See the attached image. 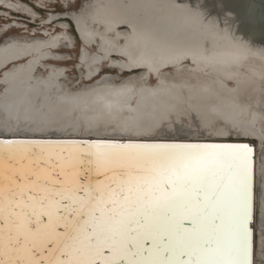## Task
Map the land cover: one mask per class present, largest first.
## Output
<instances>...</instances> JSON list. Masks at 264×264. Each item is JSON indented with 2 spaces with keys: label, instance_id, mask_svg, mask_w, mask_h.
Here are the masks:
<instances>
[{
  "label": "snow or ice",
  "instance_id": "snow-or-ice-1",
  "mask_svg": "<svg viewBox=\"0 0 264 264\" xmlns=\"http://www.w3.org/2000/svg\"><path fill=\"white\" fill-rule=\"evenodd\" d=\"M251 152L0 140V264H255Z\"/></svg>",
  "mask_w": 264,
  "mask_h": 264
},
{
  "label": "bare ground",
  "instance_id": "bare-ground-1",
  "mask_svg": "<svg viewBox=\"0 0 264 264\" xmlns=\"http://www.w3.org/2000/svg\"><path fill=\"white\" fill-rule=\"evenodd\" d=\"M17 10L28 12L25 8ZM186 10L153 9L148 16V9H140L141 14L137 18L132 11L130 14H109V20L122 21L120 27L126 30L124 36L129 40L135 42L145 38L150 41L143 43L144 48L136 53L141 54L132 60L139 65L133 70L143 71L121 81H117V76H102L96 80L90 77L92 72L86 67L85 82L92 84L77 89L59 83L64 69L43 64L64 58L50 51L59 47L69 48L73 39L68 33L45 31L46 38L5 40L0 45V134L17 138L74 136L80 139L84 136L87 139L127 137L169 141L175 138L181 141L239 138L244 129H250L260 144L259 154L255 148L254 206L257 207L258 186L262 212L259 227L264 229V44L254 43V34L244 36L235 27L221 28V31L212 28L210 23L197 16L198 9H188L192 12L190 17ZM59 26L66 28L64 24ZM141 27L146 29L140 32ZM152 28L158 29V33H153ZM207 41L209 44L205 43ZM164 57H174L172 60L177 61L175 68L155 73L156 79L149 75L147 84H143L147 64ZM258 58L260 60H256ZM22 60L25 62L19 64ZM140 60L148 63H138ZM214 66L217 68L212 71ZM38 69L47 75L37 76ZM230 70L234 78L227 76ZM153 79L154 84H151ZM157 81L166 86L159 87ZM176 85H182L175 92L179 91L183 98L175 103L170 90ZM199 93L212 96L224 107L214 109L210 103L206 105H210L207 112L211 110V115L219 117L217 122L206 133L184 129L182 134L168 135L175 130L171 125H179L181 120H185L182 119L183 112L200 111V98L195 97ZM232 112L245 120L238 125L228 121L229 118H223ZM256 214L252 226L254 261L259 260L255 264H261L259 258L264 257V240H260L256 252Z\"/></svg>",
  "mask_w": 264,
  "mask_h": 264
},
{
  "label": "flooded vegetation",
  "instance_id": "flooded-vegetation-1",
  "mask_svg": "<svg viewBox=\"0 0 264 264\" xmlns=\"http://www.w3.org/2000/svg\"><path fill=\"white\" fill-rule=\"evenodd\" d=\"M76 1L77 0H60L61 5L64 7V9L67 8L69 4H75ZM194 1L196 2V6L192 5L191 2H189L188 0H170V1L168 0H127V1L126 0H84L85 6L88 5L93 6L91 8L92 10H89V12L85 10L86 12H81V13L60 14L61 16L66 17L64 19H67V17L72 18L73 16L72 19H74L76 22H79L77 28L79 34L83 38V40L80 41L71 21L66 20L69 23L70 27L72 28L74 35H72L69 32L70 29L69 25L64 21H61L62 19L54 21L55 25L52 28L51 27L47 28V26H49L48 25L49 23H45L46 19H42L39 16V14L29 5L24 4L19 0H8V1L0 0V9H3L5 12H9L13 14L19 13L20 15H23L34 22L39 21V23L42 26L40 32H38L37 29L29 30L27 25L19 23L18 21L15 20L12 23H7L3 25V28L0 29V36L12 30L21 31L18 38H24V37L46 38L47 36L44 35L45 31L65 32L68 33L73 39V41L70 43L71 48L69 47L66 48L65 50L67 52L73 51L75 49V39L79 42L81 66L83 68L89 67V71L92 72V75L90 76L91 78L96 79L102 76L119 77V75H123V74H128L126 76L128 77V76L136 75L139 72L143 71V70H133L134 67H139V65L135 64L134 61L132 62V60L136 59L141 54V53L136 54L138 50L139 42L138 41L134 42L126 38L124 36L126 30L120 28V23H122V21L120 22V20H109L108 19L109 14H113V15H116L117 13L130 14L132 11L135 15L134 17L137 18L141 14V11H139L140 9L141 10L166 9V11L202 9L200 7L201 6L200 0H194ZM36 3H37L36 8L42 10V7H46V5L53 3V1L36 0ZM23 8L28 9V12L22 13L17 10ZM53 18L54 16L51 15L50 21ZM60 24L66 25V28L59 26ZM122 53H124L128 57L127 60L124 59L121 55H119ZM83 58H86L85 62L83 61ZM61 60H68L71 62L72 58L71 55L67 53L64 56V58ZM256 60H260V59L258 58ZM112 62H114L115 64ZM103 69L118 71L119 75L107 74V73L105 74L103 73ZM80 78H84L83 71Z\"/></svg>",
  "mask_w": 264,
  "mask_h": 264
},
{
  "label": "water",
  "instance_id": "water-1",
  "mask_svg": "<svg viewBox=\"0 0 264 264\" xmlns=\"http://www.w3.org/2000/svg\"><path fill=\"white\" fill-rule=\"evenodd\" d=\"M220 1L223 3H221L220 5L216 3V2L219 3ZM190 2L192 5L196 6V2L194 0H191ZM200 4H201L200 7L202 9L200 11L198 10L199 12L198 11L196 12V14L198 13L197 16L202 17L206 21L207 24L210 23L212 28H215L221 31L220 30L221 28L230 29L232 27H235L236 31L241 30L244 36L245 35L247 36L249 34H254L255 35L254 40H253L254 43H258V45L264 44V0H230V3H225V0H200ZM92 7H93L92 5H88V6L84 5V8L81 9L79 13L85 12L86 9H91ZM191 13L192 12H189L186 10V15L189 16ZM0 16L10 18L11 20L12 19H15L16 21L18 20L17 18L12 17L8 12H5V11H0ZM50 16L51 15L48 16L45 22V23H49L48 25H51L54 21H57L60 19L64 20V18H66L64 16H61L60 14L53 15L54 18L51 19L50 21ZM224 16H229L231 19H225L223 18ZM66 20L71 21L76 34L78 35L80 41H82L83 38L79 34L78 28H77V26L79 25V22H76L74 19L70 17H67ZM26 22L31 25L35 24L34 21L32 20L26 21ZM38 25L41 26L40 23ZM126 28L131 31L130 27H126ZM205 28L207 29V27ZM205 43L209 44L208 41ZM119 55H121L126 60L128 59V57L124 53L119 54ZM156 59L158 60L155 62L149 61V63L151 62V64H147L148 66L144 68L147 72V75L142 80L143 84L148 82L149 75H152L154 76L153 78H155V73H158L159 71L170 68V67L174 69L176 66L175 63H177V61L172 60V59L175 60L174 57H164V58H156ZM187 59L189 60L188 57ZM139 62H141V60L138 61V63ZM141 63L146 64L148 62L142 61ZM190 64H193V62L190 61ZM215 68L217 67L216 66L211 67V70L214 71ZM157 84L159 87L166 86L164 83L160 81H157ZM242 136L248 139H252L259 143V140L253 133H251L250 129L249 130L244 129ZM51 137L52 138L50 139L49 138L48 139L46 138H17L15 136H8V135L0 134V140H12L16 142H31V141L60 142V141H68V140H77V141L88 140L91 142V141L103 140V141H110V142H115V143H120V144H126V143H200V144H230V145L247 144L252 150L250 161L252 164V172H253V217L256 214L257 207L254 206V200H255L254 189H255V148L257 146L254 144V142L214 140V139H205V140L184 139V140L178 141V139H175V138L169 141H167L166 139L164 140L161 139L160 141L159 140L144 141L147 139L136 138L134 140L133 138H127V137H120V138L103 137L105 139H98V138L87 139L84 136L80 139H76L74 138V136H63V138H58L57 136H51ZM174 140H177V141H174ZM16 151L19 152V151H22V149H16ZM253 222H254V219H253ZM252 226H253V223L251 227ZM250 236H251V240L253 244L254 230L252 231V233H250Z\"/></svg>",
  "mask_w": 264,
  "mask_h": 264
},
{
  "label": "rangeland",
  "instance_id": "rangeland-1",
  "mask_svg": "<svg viewBox=\"0 0 264 264\" xmlns=\"http://www.w3.org/2000/svg\"><path fill=\"white\" fill-rule=\"evenodd\" d=\"M19 1L24 3V4L29 5L32 9H34L39 14V16L42 19H47L49 15H59V14H63V13H79L80 10L84 8L83 6H84V3H85L84 0H77L75 4H69L67 6V8L64 9V7L61 5L60 0H52L53 3L46 5V7H42V10H41V9L36 8V5H37L36 0H19ZM188 1L190 2L191 0H188ZM216 3L220 5L223 2L220 1L219 3L218 2H216ZM225 3H230V0H227V1L225 0ZM86 10H87V12H89V10H91V9H86ZM150 10H153V9H148V11H149L148 16L151 15L150 14L151 13ZM0 11H4V10L0 9ZM9 14L12 17L17 18L18 19L17 21L19 23L27 25L29 30L37 29L38 32H40V29L42 27L38 25L39 21H36V22H34L35 24L31 25V24H27V22H26V21H30L31 19H28L27 17H25L23 15H20L19 13H15V14L9 13ZM223 18L231 19L229 16H224ZM14 20L15 19L11 20L10 18H6V17H3V16H0V29L3 28V25H5L7 23H12V22H14ZM61 21H64V22H66L69 25V23L66 21V19L61 20ZM54 25H55V22L52 23L51 25L47 26V28H50V27L52 28ZM69 27H70V25H69ZM143 29H146V28L145 27H141L140 28V30H141L140 32H142ZM152 30L151 31L153 33L154 32L158 33V29L152 28ZM20 32L21 31L12 30V31H9L8 33H5V34L1 35L0 36V45L3 43V41L5 39L18 38ZM69 32L72 35H74V32H73L71 27L69 29ZM141 39H143V40H138V42H139L138 44L142 43V44L138 45V49L144 48L145 44L143 45V43L145 41L150 42L148 40H145V38H141ZM79 48H80V44L75 39V49L73 51L67 52L64 47H59L56 50L50 51L51 54L60 55V56H62V55L65 56L68 53L69 55H71V58H72L71 62L68 61V60H61V59L48 60V61L43 62V64L45 66L48 65L47 67H52V68H56V69H64L65 70L64 71V75L61 77L63 79H60L59 83L64 84V85L68 86V88H72V89H75V88L77 89V88H79L82 85H89V84L91 85L92 84V82H85V78H84L83 81L80 80L82 71L84 72V77L86 76L87 72H86L85 68H83L81 66ZM24 62H25V60H22V61L19 62V64H23ZM231 71L232 70H230L227 73V76L229 78H231V77L234 78L233 74H231ZM103 73L119 75L118 71L107 70V69H103ZM36 75L37 76H43L44 75V77H45V75H47V72H44V71L38 69L37 72H36ZM127 75L128 74L119 75L117 81H121L122 78L126 77ZM97 79L98 78H96V80ZM151 84H154L153 80L151 81ZM180 86H182V85H176V86L172 87L173 88L172 90H170V92H172L171 93L172 99H174V100H172V102L173 101H175V103L176 102H180L181 99L183 98V94H181L179 91L175 92L176 88L180 87ZM195 97L196 98H200L199 99L200 100V102H199L200 105L199 106L201 107L200 111L196 112V113H191V112H188V113L185 112L184 113L183 112L181 115H183L182 119H185V120H181V122H179V125H177V124L171 125V127L173 129H175V130H173V132H170L168 135L176 136L177 134H182V130H184V129L200 130V132H198V134L206 133L205 131H208V129L210 127H212L215 122H217V119L219 117L211 115L210 114V113H212L211 110L209 111L210 113L207 112L208 107L210 105H208L207 107H206V105H207V103H210L211 106L215 107L214 109H217L216 108L217 106L218 107H222V109H224L222 104L219 103V101H217L216 99H213V97L208 95V94L199 93ZM209 101H211V102H209ZM235 114L236 113H234V115H233V112H232L227 117H223V118H229L228 121L231 120V122L233 124L236 123V124L239 125V122L242 121V120H245V119H243L241 115L238 116V115H235ZM201 131H203V132H201ZM224 140L254 142V144L257 146V154L260 153V151H259L260 144L258 142H256V141L252 140V139H248V138H245V137L242 136V137H239V138L227 137ZM258 183H259V181H258ZM258 195H259V191H258V186H257V208H256V213L257 214H256V230H255V250H256V252H258V249L260 247V244H259L260 240H264V229L259 227V220L261 218L262 212H261V209H260V203H259ZM262 258L263 259H261V258H259V259L261 261V264H264V257H262ZM255 260H256V257H255ZM255 263H259V260H257Z\"/></svg>",
  "mask_w": 264,
  "mask_h": 264
}]
</instances>
